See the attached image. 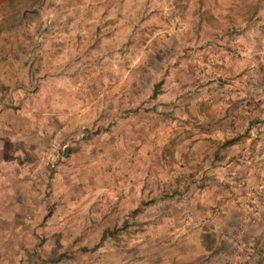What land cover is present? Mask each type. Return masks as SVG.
Instances as JSON below:
<instances>
[{"label":"rangeland","instance_id":"374dc122","mask_svg":"<svg viewBox=\"0 0 264 264\" xmlns=\"http://www.w3.org/2000/svg\"><path fill=\"white\" fill-rule=\"evenodd\" d=\"M192 1L10 0L0 20V264L216 259L164 217L176 207L191 221L179 199L193 179L153 181L138 157L147 133L134 131L181 69L211 83L210 31L185 27L201 15Z\"/></svg>","mask_w":264,"mask_h":264},{"label":"crops","instance_id":"0c3cea01","mask_svg":"<svg viewBox=\"0 0 264 264\" xmlns=\"http://www.w3.org/2000/svg\"><path fill=\"white\" fill-rule=\"evenodd\" d=\"M192 2L187 9L201 15L185 27L210 31L201 41L211 83L199 86L195 71L182 69L167 80L153 116L134 129L147 133L138 157L149 158L153 181L166 187L182 188L193 179L191 195L179 199L191 221L178 219L176 207L164 216L180 221L172 233L200 238L199 252L216 250L211 264H264V191L256 192L258 211L249 206L251 191L264 186V0ZM161 6L169 7L166 1ZM6 13H12L10 0H0V20ZM5 163L0 157V171Z\"/></svg>","mask_w":264,"mask_h":264},{"label":"built area","instance_id":"2783aa9c","mask_svg":"<svg viewBox=\"0 0 264 264\" xmlns=\"http://www.w3.org/2000/svg\"><path fill=\"white\" fill-rule=\"evenodd\" d=\"M264 191V186H261L260 188H258V189H253L252 190V201H254L255 200V194H256V191ZM251 205H252V203H251ZM253 207H254V205H252ZM258 211V209L257 208H255V212H257Z\"/></svg>","mask_w":264,"mask_h":264}]
</instances>
